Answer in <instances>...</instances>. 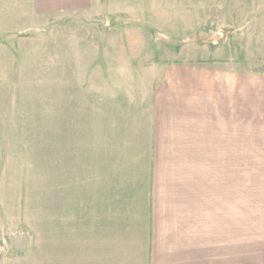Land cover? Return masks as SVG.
Returning a JSON list of instances; mask_svg holds the SVG:
<instances>
[{"label":"rangeland","instance_id":"obj_1","mask_svg":"<svg viewBox=\"0 0 264 264\" xmlns=\"http://www.w3.org/2000/svg\"><path fill=\"white\" fill-rule=\"evenodd\" d=\"M1 1L0 264L51 243L67 185L136 174L154 132L178 131L189 109L204 178L233 130L236 203L249 190L258 227L264 87L226 85L264 76V0H72L48 12Z\"/></svg>","mask_w":264,"mask_h":264},{"label":"crops","instance_id":"obj_2","mask_svg":"<svg viewBox=\"0 0 264 264\" xmlns=\"http://www.w3.org/2000/svg\"><path fill=\"white\" fill-rule=\"evenodd\" d=\"M31 2L37 11L48 12L72 0ZM248 82L249 76L226 87H264V76ZM193 102L198 108V99L186 107ZM195 111L174 118L178 131L154 132L149 162L140 164L136 174L82 180L75 193L67 185L60 192L51 243L17 264H252L256 253L258 264H264V210L253 227L249 190L243 189L236 203L233 130L231 135L227 131L221 153L211 146L213 156L225 158L214 161L204 178V135L197 131L202 119L191 114ZM160 120L169 124L164 116Z\"/></svg>","mask_w":264,"mask_h":264}]
</instances>
